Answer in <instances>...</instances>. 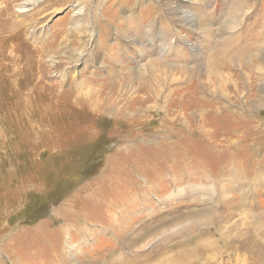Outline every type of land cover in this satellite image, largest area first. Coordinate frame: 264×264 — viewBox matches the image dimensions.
Wrapping results in <instances>:
<instances>
[{
	"label": "rangeland",
	"instance_id": "1",
	"mask_svg": "<svg viewBox=\"0 0 264 264\" xmlns=\"http://www.w3.org/2000/svg\"><path fill=\"white\" fill-rule=\"evenodd\" d=\"M34 1L0 0V264H264V0Z\"/></svg>",
	"mask_w": 264,
	"mask_h": 264
},
{
	"label": "bare ground",
	"instance_id": "2",
	"mask_svg": "<svg viewBox=\"0 0 264 264\" xmlns=\"http://www.w3.org/2000/svg\"><path fill=\"white\" fill-rule=\"evenodd\" d=\"M40 0H36V1H34V3H32V2H25L23 5H22V10L21 11H24V9H26V8H29L31 5H35V3H37V2H39ZM65 210V209H64ZM63 210V211H64ZM262 228V227H261Z\"/></svg>",
	"mask_w": 264,
	"mask_h": 264
}]
</instances>
